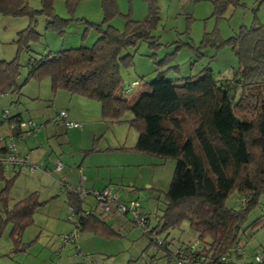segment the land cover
Instances as JSON below:
<instances>
[{"label":"trees","instance_id":"16d2710c","mask_svg":"<svg viewBox=\"0 0 264 264\" xmlns=\"http://www.w3.org/2000/svg\"><path fill=\"white\" fill-rule=\"evenodd\" d=\"M64 1L71 13L78 0ZM100 1L103 13L101 25L86 23L98 34L93 45L47 53L39 59L30 58L26 63L27 80L49 78L52 94L62 91L96 101L104 123H127L134 128L137 132L135 144L131 147L122 145L116 150L145 154L157 161L174 160L173 176L167 190L162 192L164 207L156 226L150 227L146 214L142 215L144 222L139 226L142 234L148 237L149 245L154 244L162 251L164 264H175L180 253L194 259L188 264H232L227 258L232 250L239 249V235L247 214L258 205L260 195L264 194V25L243 26L236 35L226 40L218 39L217 47L229 46L237 59L238 69L230 78H216L210 69L205 68L200 75L177 81L166 79L164 72L158 70L154 79L145 83L148 89L127 98V94L123 93L126 87L120 69L131 66L133 57L122 52L135 48L140 42L148 43L150 48L159 45L151 35L159 20L158 7L156 0H146L147 16L139 21L126 15L123 30H118L111 25L112 20L120 15L117 0ZM210 1L216 18H221L229 6L238 4V0ZM39 2L40 8L33 10L28 0H0V15L27 17L29 20L27 27L17 33L15 43L18 52L29 50L30 43L39 39L37 16L45 18L46 30L58 33H62L71 21V18L62 19L56 15L55 0ZM214 38L216 42V35ZM209 44L211 40L204 35L201 45ZM21 68L17 56L10 61H0V96L20 95L22 85L18 84V78ZM139 81H133L137 82L135 86L140 85ZM128 112L131 118H126ZM1 116L0 122H6L9 138L21 140L18 130L8 129L10 120L25 121L21 114L16 113L6 119ZM12 140L10 143L14 144ZM96 148L94 143L86 153L94 152ZM50 165L52 170L44 171L39 165L36 171L50 175L54 171L52 161ZM10 169L14 175L6 177L8 169L0 167V179L6 182L0 195V236L4 227L10 224L13 250L23 251L22 234L47 201L40 202L38 192L33 191L9 207L6 189L20 168ZM63 184H68L64 181L60 184L66 192L68 209L76 212L86 208L92 210L77 220L78 236L74 245L79 235L84 233L104 239L120 236L102 214L96 213L95 201L93 205L87 204V198L82 200L76 194L67 192ZM232 192L237 194L239 209L225 205ZM127 213L129 211L123 214ZM183 221L188 222L195 234L193 242L183 243L172 251L167 238H153L157 230L167 232L179 229ZM263 223L264 218L259 217L251 228L264 226ZM71 225L73 229L72 222ZM194 242L196 247L191 251L189 246ZM60 251L61 248H58L59 254ZM77 254L75 259L81 257L79 249L75 252ZM82 256L80 262L84 264L95 262ZM156 261L153 256L148 264H157ZM255 262L264 264L257 262L256 256Z\"/></svg>","mask_w":264,"mask_h":264},{"label":"rangeland","instance_id":"374dc122","mask_svg":"<svg viewBox=\"0 0 264 264\" xmlns=\"http://www.w3.org/2000/svg\"><path fill=\"white\" fill-rule=\"evenodd\" d=\"M28 5L33 10L40 8L39 0H28ZM117 5L120 15L112 20L111 25L118 30L124 28V16L141 21L148 14L146 0H117ZM156 5L159 20L151 35L157 39L159 45L150 48L148 43L140 42L135 48H128L122 52L133 57L131 66L120 69L124 87L140 80V85L133 86V92L127 95V98L138 94L142 89H148L145 83L154 79L158 70L163 71L168 80L179 81L180 78L197 76L205 68L210 69L216 78H230L238 69L237 59L229 46L217 47L218 39L226 40L236 35L243 26L250 28L258 24L264 25V0H238V4L229 6L221 18L213 15L210 0H156ZM54 11L62 19L71 18L63 32L46 30L45 18L39 15L36 26V31L40 34L39 39L30 43L29 50L20 52L15 43L17 33L27 27L29 20L27 17L0 15V61H10L17 56L22 66L18 78V84L22 85L21 93L0 96V116L5 110L10 114L21 112L25 121L42 125L49 118L51 120L44 125L47 127L54 124L57 111L61 108L69 109L68 99L59 95L62 93L52 94L49 78L40 81L27 80L26 63L30 58L39 59L47 53L53 54L81 46L91 47L98 34L86 23L101 25L103 13L100 0H78L71 13L64 0H55ZM204 35H208L211 44L201 45ZM73 98L71 102L76 107L75 112L81 115L88 113L86 120H79L82 124L81 129L65 130L58 127L56 134L54 132L49 137L45 136L47 131L43 129L39 133L45 138L43 146L33 148L36 158L33 156L30 158L29 155L28 161L43 168L47 165L52 170L50 156L58 154L64 167L79 171V175V165L89 166L92 163L96 170L91 173L97 172L102 178L107 179L106 185L115 191L119 201L127 204L131 201L137 202L138 213L146 214L150 219V227H155L164 207L162 192L167 190L173 176L174 160L157 161L147 156L145 160L132 159L130 164L124 167L106 164L107 151H110L108 149L123 144L133 146L137 132L127 123H104L100 118V107L96 101L76 95ZM85 102L94 105L96 112L98 109V120L96 113L94 116L92 111H87L83 105ZM126 118H131L129 112ZM0 127L2 129L0 132L4 130L7 132L6 122L2 124L0 122ZM81 130H84L85 134H81ZM26 138L13 139L16 148L21 146L20 143ZM94 143L97 144L96 150L87 154ZM135 158L140 157L136 155ZM98 163L99 166H95ZM20 169L6 189L8 206L11 207L15 201L32 191L38 192L40 202H47L36 212L33 223L22 234L21 241L25 244L23 251L13 250L10 236L12 227L10 224L4 227L0 236V264H84L80 262L82 254L99 264H148L153 256L156 257L157 264L165 263V258L161 257L162 251L154 244L149 245L148 237L142 234L133 215L130 212L126 215L118 214L114 211V204L110 206L111 216H114V221L110 224L120 236L104 239L88 233L80 234L78 239L83 238L81 243L78 242L81 248L74 244L65 246L61 248L59 258L60 238L72 230L71 222L67 220L66 192L59 183L63 181L60 178L63 177L64 169L58 172L51 171L50 175L41 171L31 175L25 171V167ZM56 174L61 176L57 177ZM13 175L12 169H8L6 177ZM109 175L113 177L110 180ZM42 176L49 179L40 180ZM121 176H124L122 181L119 179ZM5 186V180L0 179V195ZM94 201L90 195L87 196V204L93 205ZM225 205L231 209L240 208L236 192L227 197ZM1 206L0 200V209ZM105 217L108 216L104 215L103 218ZM116 217L119 218L118 222ZM259 217L264 218V194L260 195L258 205L248 212L239 235V249L232 250L227 261L232 264H255V256L264 257V226L251 228ZM152 236L157 239L167 238V241L171 242L169 248L172 251L183 243L193 242L195 239V234L187 221H183L179 229L167 232L157 230ZM76 247H79L82 253L79 259L74 257ZM68 248L70 251H66Z\"/></svg>","mask_w":264,"mask_h":264},{"label":"built area","instance_id":"2783aa9c","mask_svg":"<svg viewBox=\"0 0 264 264\" xmlns=\"http://www.w3.org/2000/svg\"><path fill=\"white\" fill-rule=\"evenodd\" d=\"M183 1H193V0H183ZM137 82H133L130 84V86H127L124 90V94H130L133 91V86H135ZM9 116V111L5 110L2 113V118L6 119ZM9 121V120H8ZM56 123L64 127L66 129H75V128H81L82 124L79 122L72 121L68 117V113L65 110H60L56 117ZM8 129L10 131L18 130L20 138H26L30 135H37L41 133L43 129H45V126L37 123H34L32 121H13L10 120L8 122ZM0 141H3L1 138ZM53 168L54 171L58 172L63 168V164L60 160L57 158L52 159ZM0 167L4 169H10L12 167H25L27 172L29 174H33L37 169L40 168L39 165L33 164L28 161V158L26 156H20L16 150V147L14 144L10 143L5 145L4 147L0 146ZM49 174L50 172L47 171ZM83 177L80 178V182L76 186L71 185H64L67 192L74 193L77 196H79L80 199L85 200L88 195L92 196L95 200V208L94 210L97 211L96 213H100L103 216H108L110 214V206L114 204V211L118 214H123L126 212H130L133 217L134 221L137 223V225H142L144 222V217L138 213V204L135 201H131L130 204L126 205L125 203H122L118 200L117 194L115 192H112L109 189H103V190H86L83 188ZM62 182V181H61ZM60 182V184H61ZM92 210L86 208L82 212H76L73 211V209H68V216L67 220L73 223V229L71 232L64 234L60 238V245L59 248H63L65 246H68L70 244H73L78 236V229L76 228V223L79 218L85 217L91 212ZM196 247V242L190 244L189 249L192 251ZM78 257V254L75 255V258ZM194 261V259L190 256L183 255L180 253V255L175 259V264H188L190 262ZM256 261L259 263H264V259L260 256H256ZM87 264H99L98 262H87Z\"/></svg>","mask_w":264,"mask_h":264},{"label":"crops","instance_id":"0c3cea01","mask_svg":"<svg viewBox=\"0 0 264 264\" xmlns=\"http://www.w3.org/2000/svg\"><path fill=\"white\" fill-rule=\"evenodd\" d=\"M58 93H62V94H59V95H61L60 97H62V98H66V99H68V103H69V105H68V107H69V109H65V110H67L68 111V117H69V119H71L72 121H75V122H79V120H86V115L88 116V113H85V114H77L76 112H75V109L74 108H76V107H74L73 106V104H72V99H74L73 98V96H67L68 94H64V93H66V92H58ZM57 93V94H58ZM75 102H77V100H74ZM83 103V102H82ZM84 106H85V108L87 109V111H92V114L95 116V113L97 114V119L96 120H98V109H97V112H96V108H95V106L94 105H91V104H88V103H84L83 104ZM73 106V107H72ZM62 109V108H61ZM60 109V110H61ZM16 113H18V112H16ZM16 113H13V114H10L9 113V116L10 117H12V116H14ZM20 114H21V112H19ZM21 118H23L22 117V114H21ZM51 119H47V120H45L44 122H43V124L45 125L48 121H50ZM58 127L59 128H61L60 126H58L57 124H56V122L54 121V124H52V126H47V127H45V129H46V134H45V136H47V137H49V135L51 136L52 134H54V132H55V134H56V130H59L58 129ZM81 129V128H80ZM0 130H2L1 129V127H0ZM6 130H4V131H1L0 132V138H5L3 141H1L0 142V146H2V145H7V144H9L10 142H11V138H9V136L7 137V136H4V135H9V131L7 130V132H5ZM81 134H85V131L83 130H81V132H80ZM7 137V138H6ZM44 137L41 135V134H38L37 136H33V137H29V138H26L25 140H23L20 144H21V146L19 145V147L17 146V151H18V153L21 155V156H26L27 158H29L30 156V158H32V156H33V158L35 159L36 157L34 156V152L32 151V149L33 148H41L42 146H43V142H44ZM13 141V140H12ZM15 141H19V140H15ZM134 145V144H133ZM120 146H122V145H119V146H116V147H114V149L115 150H113V149H110V151H107V155H106V157H108V158H106L107 160V162H106V164H116L118 167H124V166H126V165H128V164H130V160H138V159H140V160H145V157H147V155H145V154H140V153H135V152H126V151H120V150H116V148H119ZM123 146H126V145H124L123 144ZM131 147V146H130ZM33 154V155H32ZM30 155V156H29ZM103 155V154H102ZM129 155H133V156H129ZM135 155V156H134ZM136 155L138 156V157H140V158H135L136 157ZM101 157H103V156H101ZM130 157H133V158H130ZM50 158H51V160H50V164H51V161H52V159H55V158H57L58 160H60L61 161V158L58 156V154H55V155H51L50 156ZM49 158V159H50ZM101 159V158H100ZM99 164L100 163H98L97 165H95V166H99ZM38 165V164H37ZM51 166V165H50ZM42 168V170H46V169H50L49 168V166H47V165H45V167L43 168V167H41ZM96 167H94V165H92V163L89 165V166H83L82 164L81 165H79V167H78V169H80V175H79V171H76V170H74V169H72V168H70V167H64V165H63V168H62V171H63V169H64V174H63V177H61L60 178V180H62L63 179V181L66 183V184H68V185H72V186H74V185H78V183L80 182V176L81 177H83L84 179H83V186H84V188L86 189V190H102V189H104V188H109L107 185H106V183L108 182V180L106 179L105 180V178H102L100 175H99V173H91V171H93V170H96L95 169ZM26 169V168H25ZM21 170V169H20ZM20 170H19V172H20ZM26 172H27V170H25ZM28 173V172H27ZM42 173H44V172H42ZM32 175V174H31ZM34 175V174H33ZM57 175V174H56ZM85 175H86V177H85ZM60 177L61 175H57V177ZM113 177H112V175H109V180L110 179H112ZM124 178V176H121V177H119V179H121L120 181H122V179ZM40 180L41 179H49V178H45V176H42V178H39ZM54 181V180H53ZM110 189V188H109ZM114 191V190H113ZM33 192V191H32ZM25 197V196H24ZM130 197V196H129ZM23 197H21L20 199H22ZM66 204V203H65ZM114 216H111V213L108 215V217H105V218H103L104 220L106 219V218H108L107 219V222L110 224V222H112V221H114V218H113ZM117 218V217H116ZM115 218V219H116ZM110 219H113V220H110ZM106 221V220H105ZM116 221L118 222L119 221V218H117L116 219ZM112 228H113V225H112ZM114 229V228H113ZM115 230V229H114ZM83 240V238L81 239H78L77 240V244H76V246H79V243H81V241ZM79 242V243H78ZM80 247V246H79ZM79 247H76L77 249H79L80 250V248ZM66 251H70V248H68V249H66ZM58 257L60 258L61 257V253L58 255Z\"/></svg>","mask_w":264,"mask_h":264}]
</instances>
